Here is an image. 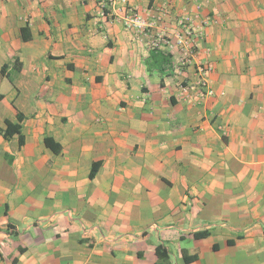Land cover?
Segmentation results:
<instances>
[{
  "label": "crops",
  "instance_id": "1",
  "mask_svg": "<svg viewBox=\"0 0 264 264\" xmlns=\"http://www.w3.org/2000/svg\"><path fill=\"white\" fill-rule=\"evenodd\" d=\"M164 2L125 13L210 19L201 102L182 96L195 68L148 43L158 27L100 0H0V264H154L159 245L264 264V0H167L158 20Z\"/></svg>",
  "mask_w": 264,
  "mask_h": 264
},
{
  "label": "built area",
  "instance_id": "2",
  "mask_svg": "<svg viewBox=\"0 0 264 264\" xmlns=\"http://www.w3.org/2000/svg\"><path fill=\"white\" fill-rule=\"evenodd\" d=\"M162 8L157 15L161 20L163 16L170 14L167 0H164ZM126 0H100L102 13L112 18L127 11ZM124 23L127 28L135 29L139 35H147L154 27H158L156 21L151 19L147 12L140 13L130 11L124 14ZM198 15L185 13L176 18L174 30L166 26L158 27L159 30L151 36L149 44L152 49H167L172 52L177 49L179 55V69L192 66L195 68L196 80L193 84L183 86L182 96L186 101H203L213 95L215 90L211 84L210 74L214 71V63L208 59L211 48L201 47L200 41L206 38L205 25L210 22L209 18L197 21ZM204 54V56H203Z\"/></svg>",
  "mask_w": 264,
  "mask_h": 264
},
{
  "label": "trees",
  "instance_id": "3",
  "mask_svg": "<svg viewBox=\"0 0 264 264\" xmlns=\"http://www.w3.org/2000/svg\"><path fill=\"white\" fill-rule=\"evenodd\" d=\"M155 50H159V49H155ZM18 117H19L18 122H15V123L11 122V121L7 122V128L3 132L6 137H8L14 133H19V134L21 133L20 121L22 120L23 116H22V114H19ZM20 139H22V138H20ZM45 140H46L47 145L54 147L53 138L46 137ZM54 150L59 151L60 150L59 145H57V147H55ZM96 170H97L96 168H93V170L91 171V176H93L96 173ZM207 235H208V232H206V231L195 233V237H197V238H202V237H205ZM156 254H157V261L154 264H173L170 261V254H169L168 250L165 247H163L162 245H159L156 247ZM184 258L187 262H190L193 259H195L196 256L195 255H188L186 253V251L184 250Z\"/></svg>",
  "mask_w": 264,
  "mask_h": 264
}]
</instances>
